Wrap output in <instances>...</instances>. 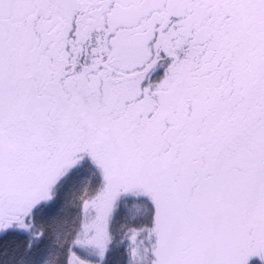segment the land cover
Returning <instances> with one entry per match:
<instances>
[{
	"label": "snow or ice",
	"instance_id": "1",
	"mask_svg": "<svg viewBox=\"0 0 264 264\" xmlns=\"http://www.w3.org/2000/svg\"><path fill=\"white\" fill-rule=\"evenodd\" d=\"M0 264H264V0H0Z\"/></svg>",
	"mask_w": 264,
	"mask_h": 264
}]
</instances>
